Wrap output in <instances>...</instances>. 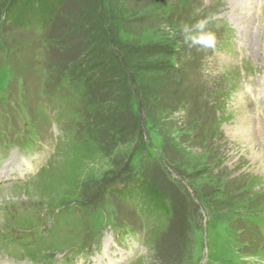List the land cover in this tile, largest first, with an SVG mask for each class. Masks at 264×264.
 Segmentation results:
<instances>
[{"label": "rangeland", "instance_id": "1", "mask_svg": "<svg viewBox=\"0 0 264 264\" xmlns=\"http://www.w3.org/2000/svg\"><path fill=\"white\" fill-rule=\"evenodd\" d=\"M8 5L0 170L16 167L35 124L62 143L31 180L0 184V264H70L84 250L99 264L264 262V0ZM205 16L215 51L170 38ZM142 187L162 197L146 213L127 198Z\"/></svg>", "mask_w": 264, "mask_h": 264}, {"label": "clouds", "instance_id": "2", "mask_svg": "<svg viewBox=\"0 0 264 264\" xmlns=\"http://www.w3.org/2000/svg\"><path fill=\"white\" fill-rule=\"evenodd\" d=\"M212 18L205 16L194 19L193 21H182L175 28L168 29L169 36L175 39L177 35L181 37V43L189 51L195 49L197 51H215L217 48V35L212 30ZM245 260L260 262L257 257H244ZM80 264H85V258L80 257Z\"/></svg>", "mask_w": 264, "mask_h": 264}, {"label": "trees", "instance_id": "3", "mask_svg": "<svg viewBox=\"0 0 264 264\" xmlns=\"http://www.w3.org/2000/svg\"><path fill=\"white\" fill-rule=\"evenodd\" d=\"M22 1L23 0H0V9L4 6V4L8 3L9 5L6 8V11L7 9L11 8V10L12 9H15V11L18 10L16 11V14H19L21 12L20 6ZM35 1L38 4L37 7L47 8L51 11L56 12L63 5L64 0H51L52 3L49 4L48 6L44 5L45 0H35ZM5 19L8 21V17L5 16ZM136 193H134L135 196H138L141 199L145 198L144 201L148 206V208L151 205L157 204L158 202H162V197L160 196V193L147 191L145 187L138 189Z\"/></svg>", "mask_w": 264, "mask_h": 264}, {"label": "bare ground", "instance_id": "4", "mask_svg": "<svg viewBox=\"0 0 264 264\" xmlns=\"http://www.w3.org/2000/svg\"><path fill=\"white\" fill-rule=\"evenodd\" d=\"M242 96L245 97V96L243 95V93H242Z\"/></svg>", "mask_w": 264, "mask_h": 264}]
</instances>
